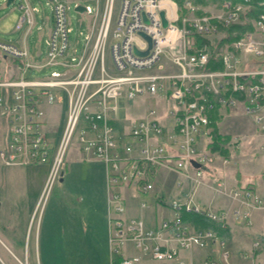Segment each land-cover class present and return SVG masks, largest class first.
Listing matches in <instances>:
<instances>
[{
	"label": "built area",
	"instance_id": "obj_1",
	"mask_svg": "<svg viewBox=\"0 0 264 264\" xmlns=\"http://www.w3.org/2000/svg\"><path fill=\"white\" fill-rule=\"evenodd\" d=\"M77 1L75 6L83 7L79 13L89 19L85 33L79 31L81 50H68L72 31L68 1L45 0L51 23L36 26L45 47L42 59L30 55L26 39L38 7L30 0L12 2L19 11L13 28L23 33L18 44L0 40V54L14 60L16 70L14 76L0 77V116L6 124L0 164H49L36 206L42 208L66 148L72 145L87 160L104 164L107 245L111 257L120 255L118 264H136L142 256L190 264L179 251L210 244L216 245L218 256H207L201 264H229L223 236L191 228L180 217L182 212H193L225 228L230 217L249 225L252 211L264 210V196L253 188H228L213 174L216 163L227 165L229 159L207 149L208 117L214 109L241 107L264 137V0L256 4L262 8L252 18L245 17L254 6L251 0H225L214 10L191 0H183L181 6L175 0H118L115 14L114 0ZM246 20L251 29L232 30L237 37L228 40L225 28ZM140 33L151 40L145 55L134 51L148 48ZM211 60L221 67L208 69ZM55 65L61 69L26 76L29 69ZM144 97L155 99L157 106L147 107L133 122L118 115L120 99ZM57 103H65L66 111L56 141L46 118L48 107ZM162 173L178 176L175 184L180 190L189 183L187 191L178 192L165 205L172 216L155 226L141 217L126 216L127 191H135L141 198L138 207L146 208L145 197ZM201 188L226 198L230 206L203 205L196 193ZM127 245L137 253L125 256ZM260 248L261 242L254 240L241 256L251 258Z\"/></svg>",
	"mask_w": 264,
	"mask_h": 264
},
{
	"label": "crops",
	"instance_id": "obj_2",
	"mask_svg": "<svg viewBox=\"0 0 264 264\" xmlns=\"http://www.w3.org/2000/svg\"><path fill=\"white\" fill-rule=\"evenodd\" d=\"M44 20L48 25L51 23L50 17H45ZM37 52H40L39 57L35 56ZM44 52L40 51L38 46L33 54L30 52V55L42 59ZM14 63V60L0 54V77L14 76L16 74ZM64 104L57 103L48 107L47 127L52 129L57 125L56 123H59L61 118L59 110ZM237 108L239 110L238 114H234V108H221L218 111L220 120L217 122V130L220 134L230 136L229 142L231 144L229 146V163L227 165H220L219 162L216 163L213 166L212 172L215 176L224 180L228 188L251 187L264 196V165L263 163L257 165L250 156V152L256 147L259 148L260 153H264L261 150L264 137L259 129L256 128L252 119L243 114L241 107ZM144 112L145 110L141 115ZM226 120L234 121L236 124L234 132H223L220 129L226 123ZM237 132L240 135H237ZM69 149L70 157L75 162L73 163L75 167L71 166L65 170H62L61 167L56 180L62 182L65 177L64 173H66L68 182L76 180L80 176H85V178L94 179L93 184H95L96 188L87 189L86 185L76 183V191L78 190V192H74L71 186H68V183L62 191V195L58 194L57 191L50 193L43 207L37 211L36 204L38 197H40L42 186L45 183L49 165H33L35 167L11 166L15 169L12 172L10 171L8 175L10 176L9 182L11 183L0 187L3 189L0 193V264H37V256L40 257L42 251H45L47 254L48 251L57 246L58 242L55 241L59 240L60 246V240L75 239L76 233L79 231L80 233H86L97 229V221L94 219L97 215L95 214L98 212L103 217L102 212L105 213L104 207L106 204L105 172H103L102 162L94 159L87 160L74 147ZM79 166H83L81 167L83 169H80ZM12 176L20 178L18 184H14ZM253 176L258 178L256 184L251 181ZM246 177L250 180L242 183L241 181L246 179ZM177 179L178 176L175 174L162 173L156 181L153 192V194L160 197L155 199L153 194L149 195L148 201L146 200L148 206L144 209L138 207L141 198L135 191H127L126 216L141 217L148 226L157 225L161 218L171 217L172 212L161 205L166 204L168 199L178 197L180 195L178 192L183 193L189 189L188 182L183 183L181 190L179 189L180 187H176L175 180ZM196 193L203 205L211 206L215 209L230 206V202L226 198L215 195L209 192L208 189L201 188ZM73 196L74 198L76 196L77 200L81 202L77 203L80 206H82V202L84 201L83 205L89 211H86L85 214L83 213L84 211L78 213L77 210H73L68 205H65V200ZM165 210H168L167 214ZM36 212L37 214H35ZM250 215L251 220L249 225L244 224L241 220L237 221L232 217L227 221L228 223L225 228L228 229V235L225 236V241L229 264H264L263 243H261V248L255 251L253 257L244 259L241 256L243 251L249 250L252 241L255 240L253 238L256 234H264V211L254 210ZM106 220L105 214L104 219L100 220L103 236L105 234V223L108 232ZM82 221L89 222L88 228H82ZM129 247L131 250L133 249L130 245H127V248ZM127 248L124 251L125 256L137 253L134 249L128 252ZM217 252L216 245L210 244L200 250L197 248L192 251L180 250L178 255L190 264H201L204 257H217ZM104 258H106L107 264H113L112 258L114 259V257L110 256V251H108ZM151 262L172 264L161 263L147 256H142L138 264H149Z\"/></svg>",
	"mask_w": 264,
	"mask_h": 264
},
{
	"label": "rangeland",
	"instance_id": "obj_3",
	"mask_svg": "<svg viewBox=\"0 0 264 264\" xmlns=\"http://www.w3.org/2000/svg\"><path fill=\"white\" fill-rule=\"evenodd\" d=\"M68 1L70 9L67 11V16L69 19V25L72 27V31L69 34V42H70V48L68 50L71 51L72 48H76L75 50L79 52L81 50V47L83 45V37L79 36V31H85L87 30V23L89 22V19L86 15H83L81 13H78L75 8V4L78 3L77 0H65ZM6 0H0V40L2 41H9L14 44H18L21 34L23 33V30H14L13 26L15 25V22L17 21L18 13L19 11L14 8V3H9L6 5ZM31 4L38 7L39 11L35 13V20L36 23L32 27L31 33L27 36V42L30 48V52L33 54L34 50L39 46L40 51L44 52V44L43 40L39 38L40 34L36 30L37 25H48V23H45L44 18L45 17H50L51 16V10L48 5L45 4V0H30ZM88 2L93 5V1H84ZM82 5V3L80 4ZM118 7V0H114V10H112L115 14L116 9ZM210 10H214L215 7L208 6L205 7ZM216 9V8H215ZM44 36V34H42ZM42 58V57H40ZM60 70V66H51L49 68H44L41 70L38 69H29L27 71L26 76L29 77H40V76H45L48 74L50 70ZM158 103H156V100L153 98L149 97H144V98H137L135 100H124L120 99L119 100V112L118 115L121 118L129 119L131 122L134 120H137L142 112L147 109L149 106H157ZM238 108L235 107L234 114H238L239 110ZM66 111V105H62L59 112H61V118L59 120V123H56L57 125L52 128L53 133H56V141L58 140V136L60 135L62 128H63V123H64V115ZM129 113V114H128ZM128 117V118H127ZM233 120H226V123L220 128L223 132H234L236 128V124L234 123ZM5 120L3 117L0 116V147L1 145L6 141V126H5ZM51 131V132H52ZM242 131V130H241ZM237 135H240L239 132L236 133ZM73 147L72 145H69L68 148H66V152L63 157V162H62V170H65L66 168H70L71 166L75 167L72 161L73 159L70 157V149ZM251 153V158L255 161V163L262 164L264 165V153H260L259 148L256 147ZM85 163V162H84ZM49 165V164H47ZM99 165V164H98ZM102 167L104 168V164L102 163ZM14 167V166H13ZM25 167V166H24ZM35 167V166H31ZM80 169H83L79 166ZM21 169V168H20ZM15 170L12 167H6L0 164V187H3L5 184H9L10 176L9 172ZM64 180L62 182H59V180H56L53 185H51V190L48 194L52 192H58V194L62 195V191L64 190L65 185L68 184V186H71V189L74 192L76 191L77 185L76 183L84 184L86 185L85 187L87 189H94L96 188L94 183V179H89L88 177L85 178V176H80L79 178H76V180H72L68 182V179L66 177V173H64ZM47 178V176H46ZM14 184H18L19 182V177L12 176ZM250 180L248 177L246 179L242 180V183H245L246 181ZM251 181L256 184L258 181V178H255V176L252 177ZM46 182V180H45ZM45 185V183H44ZM105 186V185H104ZM43 187V186H42ZM43 189V188H42ZM1 190L3 189L0 188V193ZM42 192V191H41ZM41 195V194H40ZM76 199V200H75ZM78 198L70 197V199L65 200V205H68V207H71L73 210H77L78 213H83L85 214L86 211H89L85 205H83L84 201L82 202V206L78 205L77 203L79 200ZM145 199L148 201L149 197H145ZM81 203V202H79ZM37 206V204H36ZM106 207V204H105ZM104 207V209H105ZM82 208V209H80ZM37 211L41 209V205L36 207ZM166 214L168 213V210H165ZM102 215H99L98 212L95 219L97 229L95 231H90V232H83L76 233L75 239L70 238V239H63L60 240V246H59V240L55 241L58 242V245L55 246L52 250L48 251L46 254L45 251L40 253V257L37 256V264H107L106 254L109 251V247L107 246V230H106V223H105V234L103 230L101 229V223L100 220H103L106 214V209L105 213ZM37 214V212L35 213ZM34 214V215H35ZM83 222V221H82ZM89 222H83L82 228H88ZM88 233V234H87ZM130 247L127 248V251L130 252ZM133 251V249L131 250ZM138 264V263H137ZM149 264H158L155 262H151Z\"/></svg>",
	"mask_w": 264,
	"mask_h": 264
},
{
	"label": "trees",
	"instance_id": "obj_4",
	"mask_svg": "<svg viewBox=\"0 0 264 264\" xmlns=\"http://www.w3.org/2000/svg\"><path fill=\"white\" fill-rule=\"evenodd\" d=\"M179 6H181L183 0H175ZM194 4H198L202 7H215L217 8L222 1L225 0H191ZM232 2L242 1V0H230ZM261 0H251L252 5H254L249 13L245 15V17L249 18L252 16H255L258 10L262 8V6L256 5ZM251 29V24L249 21L246 20L244 24H231L228 28H225V33L227 35V39H233L237 37V35L232 36V30L236 31L237 33L242 32L244 30ZM210 49L213 51L215 50L214 46H210ZM221 67V64L219 61H209L208 63V69H218ZM220 114H218L217 109H214L209 113L210 118V125H209V133H210V141L207 144V149L210 153H216L218 155H223L228 157L229 156V146L231 144L230 136L220 134L218 132L217 128V122L220 120ZM158 199V198H157ZM184 222L189 224L192 228H202V229H211L218 233L219 235L227 236L228 235V229L223 228L217 223L213 222L210 219H207L206 217H203L199 214L193 213V212H182L181 217ZM253 239L259 240L261 243L264 244V234H256ZM121 259L120 255L114 256V259L112 258L113 264H118L119 260Z\"/></svg>",
	"mask_w": 264,
	"mask_h": 264
},
{
	"label": "water",
	"instance_id": "obj_5",
	"mask_svg": "<svg viewBox=\"0 0 264 264\" xmlns=\"http://www.w3.org/2000/svg\"><path fill=\"white\" fill-rule=\"evenodd\" d=\"M10 2H12V0H6V5H8ZM76 11H82V7L81 6H78V7H75L74 8ZM160 16H161V18H162V25L163 26H166V21L164 20V18H163V12H160ZM140 35H142L146 40H147V42H148V45H147V49L146 50H144V51H138V50H134L135 51V53L136 54H138V55H145V54H147V52H148V50H149V48H150V46H151V40H150V38L148 37V36H146L145 34H141L140 33Z\"/></svg>",
	"mask_w": 264,
	"mask_h": 264
}]
</instances>
